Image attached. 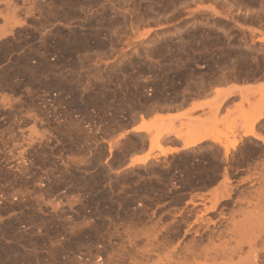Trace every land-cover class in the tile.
Listing matches in <instances>:
<instances>
[{"label": "rangeland", "instance_id": "rangeland-1", "mask_svg": "<svg viewBox=\"0 0 264 264\" xmlns=\"http://www.w3.org/2000/svg\"><path fill=\"white\" fill-rule=\"evenodd\" d=\"M260 82L264 0H0V264H264V84L145 121Z\"/></svg>", "mask_w": 264, "mask_h": 264}, {"label": "bare ground", "instance_id": "bare-ground-1", "mask_svg": "<svg viewBox=\"0 0 264 264\" xmlns=\"http://www.w3.org/2000/svg\"><path fill=\"white\" fill-rule=\"evenodd\" d=\"M228 93H226V95L225 94H222L223 96L221 97V99H220V104H222V103H224L225 102V100L226 99H228L229 97H228V95H230V94H228ZM217 109H218V107H217ZM264 117V108L263 109H261L260 111H259V113L256 115V116H254V119L251 121V122H248V123H246V124H244V125H242L241 126V128H240V130H242L243 131V135H242V137H248V138H251V139H254V140H256V141H258V142H260V143H262L263 145H264V136L263 135H261L260 134V132H258V131H256L255 130V128H254V124L255 123H257V122H259L262 118ZM142 121V124H140V125H142V126H138V127H136V128H134L132 131L133 132H141V131H148L149 130V128H148V123H146V122H144V120H141ZM169 133H171V132H169V130L167 131V132H162V133H157V135H156V137H155V141L154 140H152V142H151V144H150V147H149V150L151 151V150H158L160 153H161V155L162 156H165L166 154H171V153H175V152H177L178 151V149H173V150H165L164 148L162 149L160 146H159V140L162 138V137H164L165 135H167V134H169ZM235 133L236 132H234L233 130H231L230 131V134H231V136H233V135H235ZM177 136V135H176ZM153 137V138H154ZM239 137V136H238ZM241 137V136H240ZM176 138V137H175ZM180 138V136H177V139H179ZM240 139V138H239ZM207 141H211V142H214V143H216V144H218L221 148H222V150H223V155L225 156L227 153H229L232 149H234L235 147H236V145H238V142H239V140L238 139H233L232 141H230V142H228V141H223L222 139H220V138H217V137H215L214 135H207L206 134V136H203V137H195V136H191V137H188V138H186L185 139V141L183 140V145H182V149H180V150H186V149H190V148H192V147H195V146H197V145H199V144H202V143H204V142H207ZM148 152V151H147ZM153 157H151V156H149V154L148 153H146V156L144 157V158H142V160L141 159H139L138 158V160L136 161L138 164H140V165H144V164H146L150 159H152ZM262 177H263V174H262ZM226 197H227V195H225ZM214 197V196H213ZM214 199L216 200V198L214 197ZM227 199H229L228 197H227ZM214 200V203H215V205H216V201ZM219 200H222V198H220V199H218V201ZM224 200V199H223ZM214 203H213V205H211V207H208L207 208V210L209 209V210H214V208H215V205H214ZM252 207V206H251ZM248 208V207H247ZM252 208H254V207H252ZM251 208V209H252ZM206 209V208H205ZM204 209V210H205ZM206 210V211H207ZM255 211V210H254ZM253 212V211H252ZM237 213V212H236ZM223 214V213H222ZM221 214V215H222ZM233 214V213H232ZM231 214V215H232ZM220 215V216H221ZM255 215V214H254ZM229 217V216H228ZM230 217H232V216H230ZM229 217V218H230ZM248 217V216H247ZM253 217V216H252ZM199 219H200V217H198ZM221 218V217H220ZM233 218V217H232ZM232 218H231V220H232ZM222 219V218H221ZM202 220V219H201ZM203 221H205V220H203ZM202 221V222H203ZM228 221H230V220H227V222ZM196 222V221H195ZM198 222V221H197ZM208 222V221H207ZM210 222V221H209ZM219 222V221H218ZM232 222V221H231ZM260 222V221H259ZM194 223V222H193ZM211 223V222H210ZM220 223V222H219ZM252 223V222H251ZM212 224V223H211ZM213 224H214V222H213ZM260 224V223H259ZM259 224H257V225H259ZM198 225V224H197ZM204 225V224H203ZM217 225V224H216ZM205 226V225H204ZM219 226H221V225H219ZM227 227H228V225H226ZM251 226H253V225H251ZM201 226H199L198 228H200ZM207 227V226H206ZM226 227V228H227ZM254 227V226H253ZM191 228V227H190ZM196 228V227H195ZM194 229L195 231H194V235H196V236H198L199 238H201L202 237V234H201V230L200 229ZM202 229V228H201ZM205 229H207V228H205ZM190 230V229H189ZM209 230H210V228H209ZM217 231V230H216ZM219 231V230H218ZM188 232V231H187ZM186 232V233H187ZM190 232H193V230H191ZM261 232L262 233H264L262 230H261ZM185 233V232H184ZM185 233V234H186ZM189 233V232H188ZM213 234V233H212ZM216 234V233H215ZM207 235V234H206ZM219 236V235H218ZM211 239V238H210ZM192 242V241H191ZM195 243H196V239L195 240H193V242L191 243V244H193V245H195ZM157 244V243H156ZM175 249V248H174ZM144 248H143V254L145 253V255H146V253H148L147 255H149V253H150V251L148 250V252L145 250V252H144ZM139 251V250H138ZM153 251V250H152ZM238 251V250H237ZM239 251H240V249H239ZM171 252V251H170ZM176 252V251H175ZM235 252V251H234ZM233 252V253H234ZM180 253V252H179ZM138 254V253H137ZM141 254V253H140ZM153 254V253H152ZM168 254V253H167ZM176 255V254H175ZM155 256V255H154ZM157 256V255H156ZM167 256V255H166ZM173 256V255H172ZM140 257H141V255H140ZM181 257V256H180ZM142 258H144V255H143V257ZM164 258H165V256H164ZM176 258V257H175ZM141 259V258H140ZM159 259V261H160V258H158ZM168 259V258H167ZM145 260H146V258H145ZM169 261L171 260V262L174 260H172V258L171 259H168ZM167 260H165V262H166ZM141 264H143V263H141ZM168 264V263H167Z\"/></svg>", "mask_w": 264, "mask_h": 264}, {"label": "crops", "instance_id": "crops-1", "mask_svg": "<svg viewBox=\"0 0 264 264\" xmlns=\"http://www.w3.org/2000/svg\"><path fill=\"white\" fill-rule=\"evenodd\" d=\"M264 84V82H260V83H252V84H248V85H243V84H228L225 86H220V87H215L212 91L211 94H209L208 96L205 97H200L197 98L195 100H191L185 107L180 108V109H176L173 111H158V112H154L153 114H151L150 116H147L146 118V122L148 121H155V120H159L160 118H166V117H177L180 116L182 114H196V113H201L202 110H205L207 107V104L209 103H213L216 101V97L218 95V92H223V93H233L236 92L237 90L240 89H245V88H252L255 89L258 86ZM237 93V92H236ZM235 94V93H234ZM261 122V121H260ZM259 122V123H260ZM142 124V122L140 120H138L133 127H138V126H142L140 125ZM133 127L130 130H127L128 132H132L131 130L133 129ZM150 139V136H148V141ZM164 140V148L165 149H178L179 152L181 151L180 149L182 148L183 145V141L180 139H176L174 135H167L165 137H163ZM148 147H149V142L147 143L146 146V150L142 153L139 154H134L132 155L129 160H128V164H132L135 163L137 164V160L138 158L142 160V158H144L146 156V153H148ZM155 155L161 156L160 152L155 153Z\"/></svg>", "mask_w": 264, "mask_h": 264}, {"label": "built area", "instance_id": "built-area-1", "mask_svg": "<svg viewBox=\"0 0 264 264\" xmlns=\"http://www.w3.org/2000/svg\"><path fill=\"white\" fill-rule=\"evenodd\" d=\"M29 197L27 196H19V195H13L10 197H5L4 195L0 194V205H2L3 203H9V204H22L25 203L28 200ZM24 228V226H23Z\"/></svg>", "mask_w": 264, "mask_h": 264}]
</instances>
